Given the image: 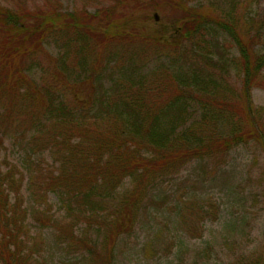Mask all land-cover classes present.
Instances as JSON below:
<instances>
[{"label":"trees","instance_id":"1","mask_svg":"<svg viewBox=\"0 0 264 264\" xmlns=\"http://www.w3.org/2000/svg\"><path fill=\"white\" fill-rule=\"evenodd\" d=\"M21 1L0 4V155L8 140L21 151L19 163H0L2 264H39L29 219L54 234L59 264H114L122 236L188 164L252 141L264 151V107L251 97L264 87V54L238 19L174 0L162 41L124 28L139 0H90L94 12ZM261 179L264 205V170ZM50 193L61 217L46 207ZM234 264H264V251Z\"/></svg>","mask_w":264,"mask_h":264},{"label":"rangeland","instance_id":"2","mask_svg":"<svg viewBox=\"0 0 264 264\" xmlns=\"http://www.w3.org/2000/svg\"><path fill=\"white\" fill-rule=\"evenodd\" d=\"M19 1L0 0V4L12 7ZM60 1L65 11L87 7L94 12L97 7L90 0ZM184 1L203 11L238 19L243 29L257 36L255 52L264 54V0ZM124 13L122 24L133 34L162 41L172 39L177 19L174 0H139L130 3ZM213 27L219 41L227 44L230 57H238L234 42ZM46 48L52 53L57 50L51 45ZM229 78L237 81L235 70ZM251 97L255 106L264 107V87H254ZM20 154V148L8 140L0 163H19ZM45 159L51 161L49 156ZM263 170L264 151L256 141L235 147L221 162L217 159L188 164L172 182L160 186L155 204L150 202L136 229L122 236L114 264H234L237 259H255L264 251ZM27 187L24 183L25 206L31 203ZM181 200L194 204L197 215L185 209ZM45 201L53 214L62 216L54 194L50 193ZM29 228L30 247L41 255L39 264H59L67 259L61 247L54 244L50 229H39L31 219Z\"/></svg>","mask_w":264,"mask_h":264},{"label":"water","instance_id":"3","mask_svg":"<svg viewBox=\"0 0 264 264\" xmlns=\"http://www.w3.org/2000/svg\"><path fill=\"white\" fill-rule=\"evenodd\" d=\"M155 19L158 20V15H155Z\"/></svg>","mask_w":264,"mask_h":264}]
</instances>
